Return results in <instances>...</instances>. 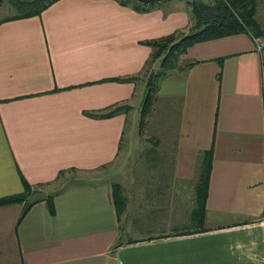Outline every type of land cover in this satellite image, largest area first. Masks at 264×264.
Wrapping results in <instances>:
<instances>
[{
    "label": "crops",
    "instance_id": "0c3cea01",
    "mask_svg": "<svg viewBox=\"0 0 264 264\" xmlns=\"http://www.w3.org/2000/svg\"><path fill=\"white\" fill-rule=\"evenodd\" d=\"M192 23L186 0L148 11L58 0L0 24V198L23 192V179L52 194L21 220L25 203L0 205V264H264V54L246 34L190 46L160 81L157 102L176 113L175 137L165 138L173 147L135 163L150 175L121 217L102 176L47 188L60 171L91 173L117 160L148 90L153 48L143 41ZM115 105L129 108L99 116ZM210 149L201 219L197 187Z\"/></svg>",
    "mask_w": 264,
    "mask_h": 264
},
{
    "label": "trees",
    "instance_id": "16d2710c",
    "mask_svg": "<svg viewBox=\"0 0 264 264\" xmlns=\"http://www.w3.org/2000/svg\"><path fill=\"white\" fill-rule=\"evenodd\" d=\"M58 0H10L11 4L16 8V13L7 18L1 19L0 24L14 19L28 18L40 15L44 10L50 7ZM123 5H132L138 11H148L152 4H143L137 0H117ZM193 15L192 25L185 30L175 31L165 36L143 41L153 48L150 59L146 62L144 73H148L151 65L160 60L161 70L151 72L147 78L148 90L141 109L140 130L143 131L148 122L147 116L154 109L158 101L157 93L160 81L166 78L173 68L179 65L182 54L187 49L197 43L210 41L230 35L240 33H251L260 35L263 28L255 20L256 2L257 0H187ZM0 0V8L3 4ZM193 63H189V66ZM142 72V73H143ZM139 75L128 77L111 78L114 81H132ZM129 106L115 105L99 113V116L110 117L117 114ZM213 150L207 151L203 166L199 175L198 185V203L201 208L200 218H204L205 207L208 196V188L212 170ZM65 171H60L58 178L62 177ZM24 190L21 193L9 195L0 198V205L12 203H25L24 210L20 220L26 215L30 208L41 200H47L52 204V196L46 198H36L30 201L36 194L35 186L23 179ZM120 186L115 185L113 188V201L118 213L125 209V196L119 191Z\"/></svg>",
    "mask_w": 264,
    "mask_h": 264
},
{
    "label": "rangeland",
    "instance_id": "374dc122",
    "mask_svg": "<svg viewBox=\"0 0 264 264\" xmlns=\"http://www.w3.org/2000/svg\"><path fill=\"white\" fill-rule=\"evenodd\" d=\"M3 1L4 2L0 8V20L12 16L16 13V8L11 4L10 0H3ZM205 1L208 2L210 0H205ZM161 2L163 1L150 3V4H152L153 6ZM256 4L257 5L255 11V20L264 30V0H257ZM243 34H246V36L251 40L250 34L248 33H243ZM160 61L161 59L159 60V65H154L153 63L149 69V72L143 73V75H145L143 76V78H148L151 72L156 73L159 70H161ZM138 109H139V104L135 106V109L129 115V120L126 126V139L123 141L120 155L113 164L105 166L103 169L91 173H80V172L70 171L66 173V175L60 177L59 181H57L53 185L48 186L47 188L53 190L57 188L62 189L80 183V180H82V178L89 179L93 176V174L102 176L103 177L102 179L109 181L111 183L112 191L113 188H115V185H119L120 186L119 191H121L122 194L126 197L125 198L126 206L123 212L121 213L122 215L126 210L128 204H130V195L133 196L132 193L133 190L136 189V191L138 192L140 190L139 187L144 188V186L147 185V183L145 182L148 181V179H146L147 175H150L149 171L145 169V166L143 168V166H140L139 164H135V163L140 162L141 164H146L145 162L153 160L152 153L154 151L158 152L157 156L160 155L159 151H157L156 149L165 150V151L169 150L173 146H171L169 149H167V146H169L171 143L173 144L172 141L173 138H171L169 141H167L166 139L170 137H175V132L172 130V125L174 124L173 120L176 119V113L174 110L172 111V118L170 117V115H167L168 113L163 111L162 100L156 102L154 109L147 116L148 125L142 135L137 134V131L134 132L135 129L137 128L140 129L141 113H139ZM166 122H168L169 124L166 125ZM166 127L168 130L164 131L163 129H165ZM130 132L131 133L134 132L135 136L133 139L127 140L129 139L127 135H129ZM167 160L171 161L172 159L167 158ZM141 182L143 185H140ZM35 190H37V192L34 195V197L30 199V201H33L36 198H46L48 196H52V194H50L44 197L45 196L43 194L44 191L40 190V188ZM197 198H198V192H197ZM134 212L135 211L133 209L130 215L132 218L133 215H135ZM160 216L157 217L161 218L162 216L161 217ZM130 221L131 218L129 222ZM160 226H162V224L160 223L154 224L155 229H158Z\"/></svg>",
    "mask_w": 264,
    "mask_h": 264
},
{
    "label": "built area",
    "instance_id": "2783aa9c",
    "mask_svg": "<svg viewBox=\"0 0 264 264\" xmlns=\"http://www.w3.org/2000/svg\"><path fill=\"white\" fill-rule=\"evenodd\" d=\"M249 34L253 39L255 50L262 54L264 52V30L260 35Z\"/></svg>",
    "mask_w": 264,
    "mask_h": 264
},
{
    "label": "water",
    "instance_id": "95a60500",
    "mask_svg": "<svg viewBox=\"0 0 264 264\" xmlns=\"http://www.w3.org/2000/svg\"><path fill=\"white\" fill-rule=\"evenodd\" d=\"M137 1L143 4H150V3H155V2H159L163 0H137Z\"/></svg>",
    "mask_w": 264,
    "mask_h": 264
}]
</instances>
